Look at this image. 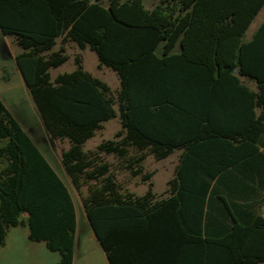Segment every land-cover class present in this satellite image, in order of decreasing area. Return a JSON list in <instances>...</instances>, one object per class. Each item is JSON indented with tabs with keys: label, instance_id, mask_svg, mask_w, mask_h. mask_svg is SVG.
<instances>
[{
	"label": "trees",
	"instance_id": "trees-1",
	"mask_svg": "<svg viewBox=\"0 0 264 264\" xmlns=\"http://www.w3.org/2000/svg\"><path fill=\"white\" fill-rule=\"evenodd\" d=\"M263 5L0 0V32L22 50L15 61L44 124L69 143L62 151L67 174L78 190L95 181L82 204L110 264H264V216L236 202L243 185L264 189L253 172L264 164V23L244 40ZM68 43L89 48L99 67L116 73V96L79 56L72 72L50 80L49 70L69 59ZM116 117L121 129L114 138L84 153L83 144ZM129 148L138 154L128 158ZM174 150L181 154L161 200L151 182L142 196L121 193L109 165L98 164L100 153L111 154L147 182V153L162 160ZM0 163V246L8 228L24 225L30 241L59 252L52 264H72L71 197L1 100Z\"/></svg>",
	"mask_w": 264,
	"mask_h": 264
},
{
	"label": "rangeland",
	"instance_id": "rangeland-1",
	"mask_svg": "<svg viewBox=\"0 0 264 264\" xmlns=\"http://www.w3.org/2000/svg\"><path fill=\"white\" fill-rule=\"evenodd\" d=\"M19 51L15 38L4 36L0 32V96L7 98L11 93L22 91L17 81V74L14 68L13 54ZM66 54L69 60L53 70L70 71L74 68L73 57L78 55L82 61L83 69L91 73L94 77L105 82L114 96H116L119 80L114 71L109 68L98 66L96 54L89 48L81 49L73 43L66 45ZM7 70L11 76V82L6 84L1 77ZM7 102V101H6ZM35 128L34 137H41V129L32 123ZM121 129L119 119L116 117L107 122L104 129L95 137L96 140L113 139L114 134ZM31 138L32 135H30ZM34 139V138H33ZM147 153V152H146ZM138 152L134 148H129L128 158H133ZM99 160L105 159L113 163L116 182L119 186L134 195H142L149 187L148 182H152L153 191L160 196L165 193L167 182L173 176L177 164L178 152L174 151L170 156L162 160H156L152 155H146L142 162V168L145 173H152L149 181L144 182L140 177H133L129 171L120 166V161L111 155L106 156L102 153L98 155ZM114 158V161H113ZM85 183V182H84ZM88 185V184H87ZM84 185V186H87ZM73 198H77L75 191H71ZM264 216V208L261 211ZM77 229L74 236L73 261L72 264H108L105 254L100 247L96 238L93 237L92 231L88 225L82 223L80 213L77 216ZM29 229L27 226L18 225L10 227L6 231L4 244L0 246V264H52L60 259L59 252L47 249L44 242H32L28 239Z\"/></svg>",
	"mask_w": 264,
	"mask_h": 264
},
{
	"label": "crops",
	"instance_id": "crops-1",
	"mask_svg": "<svg viewBox=\"0 0 264 264\" xmlns=\"http://www.w3.org/2000/svg\"><path fill=\"white\" fill-rule=\"evenodd\" d=\"M262 23H264V5L259 10V12L256 14V16L253 18L249 27L247 28V30L245 32L244 40L245 41L250 40L252 35L255 33V31L258 29V27ZM58 48H59V39H57L56 45L54 46L53 51H56ZM200 50H201V52H203L202 54H205V48L204 47H202ZM21 51L22 50L19 47V51L13 54V58H14V68H15L16 74L18 76L17 81H18V84L21 87L22 91L19 93H11L8 95L7 98L0 96V100L3 103V105L5 106V108L7 109V111L11 114V116L14 118V120L20 126V128L23 130V132L29 137V139L31 140L33 145L36 147L38 152L41 154V156L46 161L48 166L52 169V171L57 176V178L65 186L67 192L69 193V195L71 197L73 207H74L75 232H76L77 225H78L77 216L79 213H80V218L82 220V223L85 225H88L90 227L89 221L86 217V213H85V210H84V207L82 204V198L86 197L89 194L88 185H93L95 183V181L94 180H90V181L85 180L86 182L81 185V188L79 190L74 187V185L70 179V176L67 174L66 169L64 167V164L62 162V151H65L69 148V143L65 139L61 140L59 138L52 137L51 134L48 132V130L44 124V121L41 117V114L38 110V107L36 105V102L34 101L32 93L30 92L29 88L27 87V85L24 81V78H23V76H22V74H21V72H20V70L16 64V61H15V56L17 54L21 53ZM65 54H66V46H65ZM75 56H78V55H74L73 60H74ZM205 58H208V56H205V55L200 56V57L199 56H191L189 59H191V61H193V60L196 61V60H205ZM66 62H64L63 64H65ZM63 64H61L60 66H62ZM73 64H74V61H73ZM60 66H58L56 68H52L49 70V75H50L51 81H54L58 75H61L64 73H70L75 69V64H74V68L72 70H70V71H59V72L56 71V73L54 75H52V71L58 70ZM3 74H4V72H3ZM5 77H7V80L4 79L3 76L1 77V79L3 80L4 83L9 84L11 82V76L7 70H5ZM240 80L242 83L247 85L251 90L256 89L255 83L253 81H250L244 77H241ZM256 113L257 114L259 113V109H256ZM109 121H107V122H109ZM33 122H34V124H36L41 129V131H42L41 137H39V136L34 137L33 136L34 130H35V128L32 126ZM107 122H104L102 124V129L95 131L94 135L91 138H89L83 144L82 150L84 153H87V154L88 153L89 154L94 153L96 151L97 146L102 141L110 140L109 138H106V139H101L99 141L98 140L95 141V137H97L99 135V132L104 129V126ZM30 135H32V137L34 139L31 138ZM263 149L264 148H260V151H262ZM174 151L178 152V158H179L181 151L180 150H174ZM102 154H104V153H102ZM104 155L109 156L111 154H104ZM111 156H113V155H111ZM113 161H114V158H113ZM259 162H261V161H259ZM177 163H178V159H177ZM98 164L109 165V172L113 176L114 180L116 181L113 163L108 162L105 159L104 160L101 159ZM1 166H2V163H0V167ZM253 172L256 173V174H254L256 177L255 179L260 180L264 185V164L263 163H262V165L256 164ZM258 175H260L261 178H258ZM173 176H174V174H173ZM173 176L169 180H171L173 178ZM83 180H84V177L81 176V181H83ZM84 185H87V186H84ZM245 188L246 189L249 188V189H247V191H244L243 189H245ZM147 189L144 191V193L142 195L145 194ZM71 191H75L77 198H73ZM220 191H221L220 193L222 194L223 193L222 189H220ZM120 192L132 194L129 191L123 190L121 187H120ZM152 193L155 197V200L164 199V198L168 197V195H169L168 194V186L166 187L165 193H163V195H161V196H160V193L156 194L153 191V187H152ZM236 193L238 196L236 198L237 203H239L240 205H243L245 207H248L250 205L251 206L250 212L252 210L251 209L252 206L254 205V206L258 207V211L262 215L261 211L264 208V189L257 187L254 183H252V184H250V186L243 185V187H240L239 189H237ZM225 194H227V193H225ZM142 195H138V196H142ZM135 196H137V195H135ZM26 217H27V214H25V213L21 215L22 219H26ZM90 229L92 231L93 237L96 238L91 227H90ZM99 245H100V243H99ZM100 247H101V245H100ZM105 257H106V255H105ZM106 259H107V257H106ZM107 262H108V264H110L108 259H107Z\"/></svg>",
	"mask_w": 264,
	"mask_h": 264
}]
</instances>
